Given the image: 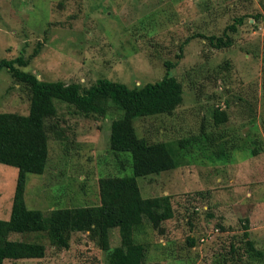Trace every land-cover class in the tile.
<instances>
[{"label":"rangeland","instance_id":"rangeland-1","mask_svg":"<svg viewBox=\"0 0 264 264\" xmlns=\"http://www.w3.org/2000/svg\"><path fill=\"white\" fill-rule=\"evenodd\" d=\"M211 35L231 44L215 47ZM19 54L29 59L22 70L82 88L98 78L133 87L174 76L183 93L173 112L133 119L136 135L166 142L178 164L136 178L142 199L170 195L174 209L159 228L144 222L135 233L148 247L146 264H264V0H0V59ZM29 103L28 87L2 69L0 111L27 114ZM55 105L50 122L65 139L48 133L46 168L27 173L24 194L27 207L44 215L97 205L101 179L131 174L127 157L109 148L120 114L114 106L105 116H85ZM215 108L227 113L225 123L214 124ZM16 176L0 163V210L11 208ZM244 224L259 257L246 250ZM9 239L41 242L45 255L3 264H106L88 231L71 232L67 249L45 233ZM119 243L112 228L110 245Z\"/></svg>","mask_w":264,"mask_h":264},{"label":"trees","instance_id":"trees-1","mask_svg":"<svg viewBox=\"0 0 264 264\" xmlns=\"http://www.w3.org/2000/svg\"><path fill=\"white\" fill-rule=\"evenodd\" d=\"M229 28L234 31L235 24ZM207 38L218 48L231 44L230 39H223V36ZM40 46L38 43L32 56L39 53ZM28 62L22 54L0 59V71L7 70L30 92L27 114L0 111V163L17 169L10 216L0 219V264L7 257L42 258L45 255L43 243L10 240L11 234L45 233L51 245L67 249L73 231H88V236L96 240L104 252L106 264H146L148 247L135 240V233L143 228L144 222L154 229L159 228L163 221L173 216L174 209L170 195L142 199L136 178L168 171L178 164L166 142L139 138L133 119L173 112L182 102L181 83L166 74L160 80L141 86L129 87L125 83L98 78L89 87L82 88L78 83L39 79L35 73L22 70ZM55 100L85 116H105L114 106L120 114L110 124L109 148L115 156L127 157L131 174L101 179V201L97 205L58 207L44 215L40 209L27 207L24 194L27 173L42 174L46 168L48 133H53L57 140L65 139L64 130L50 122L57 115ZM212 119L215 125H220L227 121L228 115L215 108ZM186 143L188 141L182 140L179 146L183 148ZM259 151L255 148L251 155ZM243 226L246 250L251 256L259 257L263 253L248 239L247 224ZM112 228H117L120 235V243L116 246L110 245ZM189 242L192 244V239Z\"/></svg>","mask_w":264,"mask_h":264},{"label":"crops","instance_id":"crops-1","mask_svg":"<svg viewBox=\"0 0 264 264\" xmlns=\"http://www.w3.org/2000/svg\"><path fill=\"white\" fill-rule=\"evenodd\" d=\"M10 211H11V208H9V209H7V210L2 209V210H0V215H6V216L9 218V216H10ZM8 218H7V219H8Z\"/></svg>","mask_w":264,"mask_h":264},{"label":"water","instance_id":"water-1","mask_svg":"<svg viewBox=\"0 0 264 264\" xmlns=\"http://www.w3.org/2000/svg\"><path fill=\"white\" fill-rule=\"evenodd\" d=\"M38 78V77H37Z\"/></svg>","mask_w":264,"mask_h":264}]
</instances>
